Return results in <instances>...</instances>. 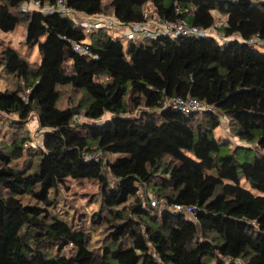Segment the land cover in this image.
I'll use <instances>...</instances> for the list:
<instances>
[{"label": "trees", "instance_id": "obj_1", "mask_svg": "<svg viewBox=\"0 0 264 264\" xmlns=\"http://www.w3.org/2000/svg\"><path fill=\"white\" fill-rule=\"evenodd\" d=\"M27 1L0 0V31L24 22L26 43L40 54L34 64L1 49L0 80L11 85L0 89V120L15 116L23 125L34 113L42 140L34 150L27 131L0 138V264H264V0H66L125 24L152 9L217 27L222 43L182 35L123 41L105 29L86 35L59 12L23 11ZM213 11L226 16L223 25ZM72 41L87 42L96 57ZM66 86L80 95L60 107ZM188 95L210 110L184 114L167 103ZM221 117L247 145L232 149L215 136ZM28 153L38 160L17 166ZM67 179L99 183L104 214L92 221L105 226L100 241L56 210ZM175 205L195 206L196 219Z\"/></svg>", "mask_w": 264, "mask_h": 264}, {"label": "rangeland", "instance_id": "obj_2", "mask_svg": "<svg viewBox=\"0 0 264 264\" xmlns=\"http://www.w3.org/2000/svg\"><path fill=\"white\" fill-rule=\"evenodd\" d=\"M221 23L222 18L218 17L216 20L217 26L221 25ZM218 35L221 37V40L224 39L221 34ZM5 46L15 48L20 55L25 57L31 63L37 64L40 62V54L37 48L30 47L26 43V24L24 22L18 24L17 27L10 32L0 31V51ZM2 77L3 78L0 80V89H4L8 83L11 85L9 77L4 75ZM79 95L80 94L78 92L73 91L67 86L60 87V101L58 104L60 107H64L72 102L75 103ZM138 112L139 110H134L132 115H135ZM109 117L110 114L108 112L104 113L101 119L96 122L100 123ZM81 120L83 121L84 119H79V121ZM17 122L18 121L15 116H10L5 119L2 118L0 120V138L10 140L18 133L27 131L31 137L30 146L35 150L38 147V144H41L42 140V130L38 127L36 115L31 113L28 121L23 125L18 124ZM214 134L219 140L227 143L232 149L239 145H247L244 141H240L233 136L229 127L228 119L224 117H221L220 124L214 130ZM114 156L115 155L110 156L109 159L113 160ZM36 159L38 160L36 154L28 153L15 162L17 166L23 167L28 163H34ZM106 172H108V169H106ZM242 184L245 187L251 188L246 179L242 180ZM54 196L56 197V210L61 213L62 217L67 218L68 221H73L74 223L81 224L87 228L91 234L90 237L94 242H98L104 237L105 226L96 221H92V218L96 213H99L101 216L104 214V211L100 206V186L96 180L67 179L65 184L60 186ZM71 249V246L67 245L63 247L62 252L70 254L72 251ZM207 264L214 263L208 262Z\"/></svg>", "mask_w": 264, "mask_h": 264}, {"label": "built area", "instance_id": "obj_3", "mask_svg": "<svg viewBox=\"0 0 264 264\" xmlns=\"http://www.w3.org/2000/svg\"><path fill=\"white\" fill-rule=\"evenodd\" d=\"M23 11H41L44 14L53 12H59L60 14L69 17L73 20L75 25L86 35L98 29H105L107 33L114 39H121L123 41L136 40L140 41L144 38H156L158 36H191V37H208L212 36L219 40L220 43L224 42L227 37L221 40L213 28H203L196 25H187L181 20H168L160 17L152 9H145V18L141 21L123 23L116 16L106 13L88 14L82 11L70 8L66 0H56L54 3L42 4L37 0H28L22 4ZM253 41V40H251ZM73 49L83 55L95 58V54H91L89 44L87 42L72 41ZM167 103L180 110L184 114L203 112L210 110V107L205 103L193 96H177L170 98ZM85 117L80 115L77 119H84ZM99 123V122H98ZM41 146V144H38ZM85 158H88L86 152L82 153ZM95 159H99V153H95L93 156ZM152 201L155 203L157 200L152 195ZM172 210L183 212L188 219H196V207L192 205H175L170 206ZM68 246H71L69 244Z\"/></svg>", "mask_w": 264, "mask_h": 264}, {"label": "crops", "instance_id": "obj_4", "mask_svg": "<svg viewBox=\"0 0 264 264\" xmlns=\"http://www.w3.org/2000/svg\"><path fill=\"white\" fill-rule=\"evenodd\" d=\"M21 9H22V6H21ZM213 15H214V17H215V19L217 20V18L218 17H221L222 18V25L225 23V21H226V16L225 15H223V14H220V13H218V12H216V11H213ZM214 30H216V28H214V27H212ZM216 32H218V31H216ZM220 34V33H219ZM223 36V35H222ZM235 36H237V35H235ZM106 120V119H105Z\"/></svg>", "mask_w": 264, "mask_h": 264}]
</instances>
